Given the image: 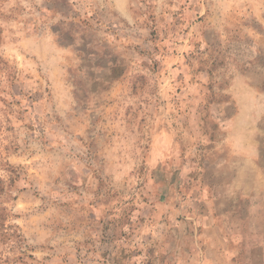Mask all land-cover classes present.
Segmentation results:
<instances>
[{
  "label": "rangeland",
  "instance_id": "rangeland-1",
  "mask_svg": "<svg viewBox=\"0 0 264 264\" xmlns=\"http://www.w3.org/2000/svg\"><path fill=\"white\" fill-rule=\"evenodd\" d=\"M260 3L0 0V264H258L209 167Z\"/></svg>",
  "mask_w": 264,
  "mask_h": 264
},
{
  "label": "crops",
  "instance_id": "crops-1",
  "mask_svg": "<svg viewBox=\"0 0 264 264\" xmlns=\"http://www.w3.org/2000/svg\"><path fill=\"white\" fill-rule=\"evenodd\" d=\"M258 8L262 11L264 5L260 3ZM247 45H250L248 53L244 58L238 57L239 62L229 73V116L228 120L219 121L220 150L216 158L213 156L209 168L213 170L212 184L216 186V191L227 192L229 200L242 206L244 202L249 203L244 206L250 207L251 202L255 203L253 207L264 210V28H259ZM258 75L261 76L257 78ZM255 79L257 81L252 83ZM239 83H244L245 93L252 96L255 109L251 111V120L241 116L248 111V106L240 102ZM256 113L260 114L259 119H256ZM261 220L260 229L264 223V212L261 213ZM244 240L252 251L262 252L259 262L254 260L253 263L264 264V228L258 233H245Z\"/></svg>",
  "mask_w": 264,
  "mask_h": 264
}]
</instances>
